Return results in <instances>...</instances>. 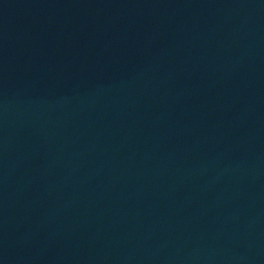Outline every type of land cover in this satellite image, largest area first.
Returning <instances> with one entry per match:
<instances>
[{"label":"water","instance_id":"1","mask_svg":"<svg viewBox=\"0 0 264 264\" xmlns=\"http://www.w3.org/2000/svg\"><path fill=\"white\" fill-rule=\"evenodd\" d=\"M0 264H264V0H0Z\"/></svg>","mask_w":264,"mask_h":264}]
</instances>
